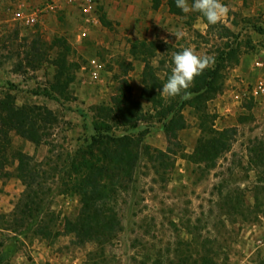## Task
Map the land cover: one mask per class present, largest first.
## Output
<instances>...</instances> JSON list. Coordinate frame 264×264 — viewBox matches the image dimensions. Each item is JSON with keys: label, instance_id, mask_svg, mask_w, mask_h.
Segmentation results:
<instances>
[{"label": "rangeland", "instance_id": "rangeland-1", "mask_svg": "<svg viewBox=\"0 0 264 264\" xmlns=\"http://www.w3.org/2000/svg\"><path fill=\"white\" fill-rule=\"evenodd\" d=\"M171 3L177 8L175 0H0V99L38 105L55 117L40 144L8 130L0 149L1 264H193L205 253L216 264H264V174L249 155L250 148L264 147V92L253 90L264 78L257 64L264 60V0H222L228 11L213 29L200 13H174ZM176 31L183 37L176 39ZM144 43L161 46L149 59L161 78L171 71L172 53L185 47L200 56L231 46L240 54L237 65L221 72L223 89L207 102V123L197 110L183 108L179 145L164 160L158 152H168L167 133L142 98L145 62L133 54ZM125 84L147 119L111 128L132 137L140 155L132 181L106 205L120 220L116 234L79 245L74 234L44 238L12 227L25 188L15 171L19 151L41 170L40 218L53 214L58 232L77 215L76 153L95 133L98 106L111 105ZM230 127L229 148L208 168L204 141Z\"/></svg>", "mask_w": 264, "mask_h": 264}, {"label": "trees", "instance_id": "trees-1", "mask_svg": "<svg viewBox=\"0 0 264 264\" xmlns=\"http://www.w3.org/2000/svg\"><path fill=\"white\" fill-rule=\"evenodd\" d=\"M170 10L174 13L179 11L172 6V3ZM203 19L206 21V18L203 17ZM214 26L209 25L208 28L213 29ZM221 28L223 34L230 35L228 27L222 25ZM140 47L142 49L133 54L139 53L145 62L141 95L142 98L151 102L155 110L154 117L163 121V127L169 140L168 152L161 150L158 152L159 158L164 160L167 153L175 151L172 145H179L176 138L177 133L185 126L183 108L189 106L197 110L202 115V125L207 123L205 119L210 116L207 112V102L223 89L224 81L221 72L230 65H237L240 54L232 46L218 52L214 57V64L195 77L187 90L190 96L188 98L177 96L176 100L168 102L161 96L160 89L171 71L166 72L161 78L156 72L157 68L153 67L149 61L155 51L161 47L160 44L152 43V47H147L144 43ZM118 90L120 93L112 96L111 105L98 106L97 117L99 119L94 122L95 133L91 136L87 146L76 153V159L80 161L77 167L81 172L80 177L72 185V190L79 196L81 204L77 215L66 218L62 230L58 232H54L53 224H51L54 219L53 214L47 215V221L40 218L45 214V203L40 195L41 170L37 164L32 163L30 156L19 151L15 171L25 188L14 207L12 227L22 228L23 233L32 232L44 238H51L58 233L74 234L75 242L79 245L89 241L104 243L116 234L120 228V220L113 211L106 209V205L112 199L114 200L113 196L124 184L132 181L140 155L138 143L132 137L113 134L111 128L113 125L133 127L136 121L147 119L139 102L131 97L129 84L119 86ZM54 122L53 112L47 108L38 105L18 106L7 99H0V149L5 145L8 130H14L20 137L40 144L48 133V124ZM212 133L214 136L204 141L205 161L208 168H211L216 163V159L229 148L235 128L230 127ZM1 140L4 142L2 143ZM3 152L0 151L2 157H4ZM1 155L0 172L4 169ZM249 155H251L250 164L259 168L264 174V147L260 145L250 148ZM100 160L101 165L98 164ZM262 181L264 182V178H261L260 182ZM1 261L2 256H0V264ZM193 264H216V262L211 255L205 253L199 256V259L194 260Z\"/></svg>", "mask_w": 264, "mask_h": 264}, {"label": "clouds", "instance_id": "clouds-1", "mask_svg": "<svg viewBox=\"0 0 264 264\" xmlns=\"http://www.w3.org/2000/svg\"><path fill=\"white\" fill-rule=\"evenodd\" d=\"M176 7L183 13H200L209 25H215L227 13V7L222 3V0H175ZM176 39L183 37L182 31L171 32ZM168 41L165 40V43ZM172 67L170 75L160 89L161 95L164 98H188L190 93L187 92L192 85L195 77L201 75L203 71L211 67L215 59L209 55H197L196 52L188 47L181 51L172 53ZM183 94V95H182Z\"/></svg>", "mask_w": 264, "mask_h": 264}, {"label": "built area", "instance_id": "built-area-1", "mask_svg": "<svg viewBox=\"0 0 264 264\" xmlns=\"http://www.w3.org/2000/svg\"><path fill=\"white\" fill-rule=\"evenodd\" d=\"M88 7H91L90 4L88 5ZM35 19H36L35 16H28V17H26L25 20L28 23H31L32 24V23H34ZM82 35H85V33L83 32ZM261 65H264V61L261 62ZM256 92H264V78L262 80H260V82L258 83Z\"/></svg>", "mask_w": 264, "mask_h": 264}, {"label": "crops", "instance_id": "crops-1", "mask_svg": "<svg viewBox=\"0 0 264 264\" xmlns=\"http://www.w3.org/2000/svg\"><path fill=\"white\" fill-rule=\"evenodd\" d=\"M264 61V60H263ZM263 61H258L257 63H258V65H260L261 66V62H263ZM263 67H264V65H262ZM263 78H259L258 80H256L255 81V84L253 85V90H255L256 91V89H257V85H258V83L260 82V80H262Z\"/></svg>", "mask_w": 264, "mask_h": 264}]
</instances>
